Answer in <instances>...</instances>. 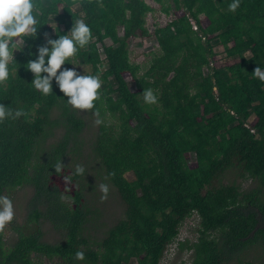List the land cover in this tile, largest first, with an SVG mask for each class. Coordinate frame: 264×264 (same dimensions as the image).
I'll return each mask as SVG.
<instances>
[{"label":"trees","instance_id":"1","mask_svg":"<svg viewBox=\"0 0 264 264\" xmlns=\"http://www.w3.org/2000/svg\"><path fill=\"white\" fill-rule=\"evenodd\" d=\"M156 1L169 2L164 9L173 19L152 32L154 7L147 0H35L38 36L25 38L14 53V75L0 83V103L27 113L0 122V193L31 187L28 218L36 228L18 230L9 246L5 227L0 230V264L42 258L162 264L168 244L193 216L196 239L176 245L179 255L192 253L191 264H264V82L252 75L259 64L264 68V0H241L236 12L228 9L231 0ZM77 18L90 24L93 39L74 59L103 81L94 109L87 110L100 121L90 140L93 123L84 110L67 105L55 80L53 93L41 95L26 68L45 32L56 38ZM138 37L156 39L161 51L152 53L143 73L130 48ZM217 46L226 49L221 66ZM144 88L153 89L157 103L143 101ZM58 160L60 173L53 165ZM95 162L94 175L115 189L125 211L92 232L100 218L88 198L99 185L89 177ZM77 163L84 174L75 175ZM234 167L242 182L256 185H217ZM46 223L63 234V243L45 241L40 226ZM77 250L83 260L75 259ZM252 250L261 251L259 260L245 258Z\"/></svg>","mask_w":264,"mask_h":264},{"label":"clouds","instance_id":"2","mask_svg":"<svg viewBox=\"0 0 264 264\" xmlns=\"http://www.w3.org/2000/svg\"><path fill=\"white\" fill-rule=\"evenodd\" d=\"M240 4L241 0H231L228 4L229 11L236 12ZM40 17L41 9L35 0H0V83L7 81L10 75H14L16 71L12 67L16 60L14 53L25 46V38L38 36V29L42 26ZM57 33V37L52 38L45 32V43L37 45L35 52L29 53L35 56L26 63V68L34 74L30 85L41 95L48 96L53 93V80H55L64 94L63 97H67L66 103L71 108L94 109L103 81L98 73L87 71L82 63L74 59L77 53L93 39L92 28L84 18H77L66 33L61 34L60 31ZM66 62L71 63L73 67L65 66ZM77 65H81L85 71L81 72L76 67ZM252 75L264 82V68L260 64L252 71ZM157 100L158 97L152 88H144L143 101L146 104H155ZM25 115L27 113L22 107L12 108L0 103V122L6 119L14 120ZM99 122L97 120V123ZM53 165L58 173L64 169L61 160ZM84 172V165L77 163L74 167L75 175H82ZM99 190L102 193L101 199H106L109 185L101 183ZM14 215L12 198L0 193V230L13 220ZM176 241L178 243L179 240L176 239ZM84 257L85 253L82 250L76 251V260H83Z\"/></svg>","mask_w":264,"mask_h":264},{"label":"rangeland","instance_id":"3","mask_svg":"<svg viewBox=\"0 0 264 264\" xmlns=\"http://www.w3.org/2000/svg\"><path fill=\"white\" fill-rule=\"evenodd\" d=\"M153 7L154 10L149 13L148 15V26L152 32H154L158 27L167 25L172 19L173 14H169L165 11L164 7L168 6L169 2H166L165 4H162L160 2H157L156 0H147ZM125 31L123 28H120V35H124ZM108 44H112L113 41L111 39L107 40ZM99 46L102 47V44H99ZM130 48H131V55L132 60L136 63L142 64L143 70L142 73L145 72L151 63L152 56L155 52H161L160 51V45L156 39L149 40L147 38H132L130 40ZM102 50H104L102 48ZM215 50L218 52V58L219 62L217 63L218 66H221L225 64V57H226V49L225 46H217ZM154 52V53H153ZM153 53V54H152ZM251 52L248 53L250 55ZM104 58H106V55H104ZM81 72L87 71L92 72V69L90 66L84 65L85 69L81 65L76 66ZM207 70V69H206ZM131 80V78H129ZM136 86L133 85V88ZM83 113L85 115H88L89 120L93 123V126L90 128V132L87 136L88 140L92 138V134L98 130L99 124L97 123V115L96 117H90V114H88L87 110H84ZM254 117L252 116L248 123H252L254 121ZM88 159H86L83 164L86 165ZM92 166L89 168V177L92 180V183L95 184L99 182V185L102 183V180L95 176L96 170L99 168V165L95 162V164H92ZM240 169L239 168H231L228 170L224 175H222V178L218 180L217 185L222 184H228V183H244L245 187L251 188L254 187L256 184L252 181H246L242 182L240 175ZM130 176V175H129ZM99 185L95 191L89 190L88 191V198L90 200V204L92 205V208L99 209L98 215H100V218L94 219L92 224L90 225L92 228V232H94L97 228H101L102 223L106 225H113L117 219L121 218L124 215L125 207L120 200L117 193H115V189L109 185V193L107 195L106 199H101L102 193L99 190ZM5 195H8L12 198L13 204H14V218L11 222L6 224L5 227V239L7 245H12V243L18 238L19 233L18 230H21L24 233H31L36 226H34L33 223L29 222L28 214H29V204L31 197L33 195V189L31 187H24V188H18L15 191L6 192ZM68 200V199H67ZM198 219L193 216L185 221L184 226L181 229V232L177 236V239H185L187 237H190L191 239H196L195 232L192 231V228L197 224ZM198 225V224H197ZM40 229L44 232V239L46 242L51 244H59L64 242V236L60 231L55 230L50 223L42 224L40 226ZM103 231V230H99ZM178 248L174 246L173 244H168L166 250L164 251V255L168 254V258L166 260H163L162 264H182L185 262L186 264L192 263V253L188 251H184L180 255L177 253ZM178 254V255H177ZM245 258L247 260L255 261L258 258L262 256V253L260 250H252L245 254ZM164 258V257H163ZM259 260V259H258ZM39 264H57L56 260H49L47 258H42ZM136 264V263H134ZM235 264V263H234Z\"/></svg>","mask_w":264,"mask_h":264},{"label":"built area","instance_id":"4","mask_svg":"<svg viewBox=\"0 0 264 264\" xmlns=\"http://www.w3.org/2000/svg\"><path fill=\"white\" fill-rule=\"evenodd\" d=\"M177 240H179V239H177ZM173 245L175 246V245H177V241L176 242H174L173 243ZM168 258V254H166V255H164V258H163V260H166Z\"/></svg>","mask_w":264,"mask_h":264},{"label":"water","instance_id":"5","mask_svg":"<svg viewBox=\"0 0 264 264\" xmlns=\"http://www.w3.org/2000/svg\"><path fill=\"white\" fill-rule=\"evenodd\" d=\"M216 91H217V92H219V89H218V88H216ZM257 138H259V136H257Z\"/></svg>","mask_w":264,"mask_h":264}]
</instances>
